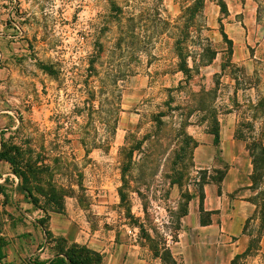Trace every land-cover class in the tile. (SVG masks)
<instances>
[{
	"label": "rangeland",
	"instance_id": "374dc122",
	"mask_svg": "<svg viewBox=\"0 0 264 264\" xmlns=\"http://www.w3.org/2000/svg\"><path fill=\"white\" fill-rule=\"evenodd\" d=\"M193 1L0 0V152L14 160H0V264L58 252L105 264L115 243L161 264L180 213L223 171L196 160L213 144L212 119L248 153L264 144V0H222L223 13L201 0L200 12H183ZM176 41L191 53L207 43L214 57L195 58L185 78ZM157 111L172 126L186 113L195 146L145 141L128 155ZM260 210L261 232L264 201ZM66 217L98 251L52 230ZM253 253L233 264H264Z\"/></svg>",
	"mask_w": 264,
	"mask_h": 264
},
{
	"label": "crops",
	"instance_id": "0c3cea01",
	"mask_svg": "<svg viewBox=\"0 0 264 264\" xmlns=\"http://www.w3.org/2000/svg\"><path fill=\"white\" fill-rule=\"evenodd\" d=\"M233 33L237 36L240 30L234 27ZM228 131L232 133V130ZM228 131H220L225 135L218 136L216 145L198 146L200 150L196 147V152L204 153L200 159L197 156L194 158L193 153V159L197 158L202 166L224 167L217 181L209 180L202 185L201 200L190 201L186 213L179 219L176 238L168 245L171 256L178 264H229L233 256L244 251L253 238H258V241L252 256H264V227L259 231L264 174L260 183L252 184L249 153L239 140L226 134ZM75 221L66 217L59 221L62 228L52 230L61 234L68 244L84 243L88 249L98 251L92 239L80 236L81 231ZM68 226L75 228L72 234L66 230ZM55 255L42 261H48ZM103 261L105 264H159L158 260L140 257L133 244L121 243H115L105 253Z\"/></svg>",
	"mask_w": 264,
	"mask_h": 264
},
{
	"label": "trees",
	"instance_id": "16d2710c",
	"mask_svg": "<svg viewBox=\"0 0 264 264\" xmlns=\"http://www.w3.org/2000/svg\"><path fill=\"white\" fill-rule=\"evenodd\" d=\"M219 6V11L223 13L225 11V4L222 0H218L217 2ZM202 6L201 0H194L191 4H186L182 11L183 12H191V15L197 14L200 12V8ZM220 34L222 37H225V34L222 30H220ZM229 41V40H227ZM179 41H176V57H177V68L176 70L182 72L185 76V78H188L190 76V69L194 66V59L196 58L197 60H205V63H208L212 60L214 57V51L210 50L208 47L207 43L203 42H198V45L195 46L197 49L193 50V53H191L190 50L187 49V46H182L181 44L178 43ZM190 63L191 66L188 64ZM112 81V79H111ZM103 85V84H102ZM174 108H169L168 107V116H176L173 112ZM164 111H157L151 120V123L149 125V130L146 132V134L142 135L138 140H132L134 142V146L132 148L130 147L128 149V155L131 154V151L133 147L138 148L141 142L147 141L150 143L149 145L152 144H159V141L161 140H167V143L172 142L175 144L176 142H181L185 141L186 143H191V147L195 146V141L192 139V137L185 132L183 129V124L186 123V120L184 117L186 116V113L183 114L182 112H178V117L180 118L178 122H176L177 126H172L174 124V121H164L162 119V116H165ZM184 119V120H183ZM212 126L210 128L209 133L212 134L213 139L212 143L214 145L217 144L218 142V130L216 126V120L213 118L212 119ZM132 137V136H131ZM249 156L251 159V164H252V173H251V180L252 184L256 180H259L264 174V145L263 144H253ZM0 159L5 160L10 167L13 166L14 160L12 158H7L6 156H3L0 152ZM221 175V174H220ZM220 175L217 177L216 181L220 178ZM174 182V181H171ZM26 187V188H25ZM23 189L27 193L28 196H31V192L29 190L30 187L25 186ZM118 195L120 199L123 197V192L121 188L117 189ZM201 192L199 196V201L201 200ZM185 209L180 213V216L185 214ZM173 240V239H172ZM258 241V238L252 239L250 241L248 247L242 251L241 253L235 254L233 258L230 260L229 264H233V261L236 257H239L244 254H248L250 252V249L252 248L253 250H256V243ZM3 247V239L0 236V259L4 257V251L2 249ZM61 254L62 256H60ZM156 256V255H155ZM159 258L161 264H178L173 257L170 254V251L168 247L162 246L161 251L159 252V256H156ZM2 264H11L9 262H3ZM31 264H90L89 261L83 262L82 260L79 259H74L71 256L66 255L64 252H58L56 255L48 260V261H39V262H32Z\"/></svg>",
	"mask_w": 264,
	"mask_h": 264
}]
</instances>
